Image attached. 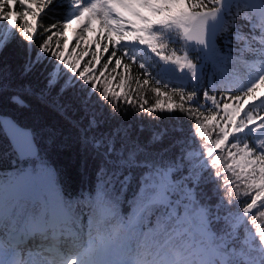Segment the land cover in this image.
<instances>
[{
	"label": "snow or ice",
	"instance_id": "snow-or-ice-1",
	"mask_svg": "<svg viewBox=\"0 0 264 264\" xmlns=\"http://www.w3.org/2000/svg\"><path fill=\"white\" fill-rule=\"evenodd\" d=\"M46 5L50 7L41 19L51 18L52 23L46 25L50 31L33 55L36 20L39 10ZM67 7L74 11L70 16H61L60 12ZM29 16L32 21L28 20ZM260 17L259 30L254 31L255 18L234 11L233 0H71V5H65L63 0L56 3L0 0V22L9 30L7 34L0 32V52L19 37L27 46L23 75L30 73L36 64L47 61L51 64L48 90L63 78L57 97L69 87L83 93L85 116L74 124L81 143L101 160L98 174L108 172L109 165L118 169L108 173V180L103 183L108 185L112 181L110 186H114L122 175L119 170L127 167L148 169L131 199L129 212L122 211L118 195L102 191L88 202L86 218L71 200L59 195L50 194L30 207L25 206L24 200L36 182H46L52 189L51 175H45L42 170H19L14 177L0 178V227L9 232L7 242L0 240V264H25L20 258L25 249L30 252L38 249L42 253L38 264H264V225L258 223L264 221V115L253 114L257 106H264V99L244 110L264 85V71L243 85L238 95L227 97L235 106L225 102L221 107L214 94L229 90L219 86L215 58L238 53L240 49L232 47L233 40L243 44L244 37L255 38L264 32V0H260ZM97 22L100 32L95 27ZM229 29H236V33L224 41L226 47L221 51L220 34ZM68 32L75 35L71 51H68ZM54 36H63V42L54 41ZM181 37L184 41H195L199 47L168 51L170 44L181 43ZM260 43L264 53V37ZM133 45L146 46L164 65L154 74L144 62H138L144 78L137 81V90H150L156 97L152 108H145L146 101L139 107L145 112L167 108L171 113L179 109L184 120L190 121L189 135L179 136L172 145L179 148L177 157L164 167L156 161H137V155L146 152V146L129 143L126 130L119 127L111 132L101 131L105 120L98 119L94 110L89 114V101L95 97L94 104L104 105L112 119L120 115L121 110L109 101L121 99L125 82L128 81L130 89L131 81L128 76H121L114 88L115 77L106 74L113 58L111 72L117 74L125 56L128 63L123 64L124 70L137 62V57L128 51ZM117 49L121 50L120 56ZM103 53H109V58L101 64ZM188 53L194 54L193 58ZM169 65L185 78L181 83L174 84L165 78ZM29 91L15 82L11 72L0 74V96H6L14 106L27 109L25 96ZM124 96L130 99L131 92ZM174 97L181 102L175 103ZM184 101L191 102V106L186 109ZM56 107L65 111L59 103ZM221 114L224 122L214 123ZM85 117L87 125L81 126ZM171 119L179 120L176 116ZM210 123L219 129L215 140L205 131ZM5 131L18 160L37 154L32 130L8 122ZM173 131L182 133L183 123ZM163 135V132L154 134L150 143L159 141ZM198 136L203 138L202 143ZM192 146L199 151L195 164L189 156ZM174 172H181L178 180L172 177ZM130 175L120 180L122 191ZM208 185H211L210 195L204 192ZM177 186L182 195L176 199L160 195L161 190H174ZM238 189L244 190L243 196L251 193L250 198H242ZM202 193L204 201L200 199ZM20 214L34 230L26 240L18 238L13 231L20 222ZM205 236L212 237L211 244ZM52 239L55 256L50 259L51 252L44 249L48 247L45 242ZM253 252L259 253L258 259ZM114 256L120 258L113 259Z\"/></svg>",
	"mask_w": 264,
	"mask_h": 264
},
{
	"label": "trees",
	"instance_id": "trees-1",
	"mask_svg": "<svg viewBox=\"0 0 264 264\" xmlns=\"http://www.w3.org/2000/svg\"><path fill=\"white\" fill-rule=\"evenodd\" d=\"M56 3V0H52ZM65 5H71V0H63ZM234 11L238 10L241 15L248 18H255L256 28L254 31H258L261 24L260 17V0H234ZM238 6V7H237ZM50 7V5H49ZM48 9H42L39 11V16L36 20V33L34 34V46L33 55L39 50V45L42 40L49 34L50 29L46 25L52 23L51 18H45V13ZM74 8L67 7L64 11L60 12L63 17L70 16ZM32 17L29 16L28 20L32 21ZM63 21H61L62 23ZM241 23H243L241 21ZM97 32L99 31V22L96 24ZM8 29L5 28L3 22H0V32L8 33ZM244 32H247V28H244ZM236 29H229L227 32H221L218 43L221 51L225 49L224 41L226 39H232ZM264 37V32H260V35L255 36V38L244 37L243 44L239 43L238 40H233V49L239 48L238 53L233 54H223L218 55L214 61V70L217 74V80L219 86L224 89H229L228 91H220L214 93L217 95L218 100L221 102V107L223 103L227 102L235 106V102L228 100V96L238 95L240 89L243 85H246L249 80L254 78L260 71H264V53L261 52V38ZM53 40H60L63 42L64 37H53ZM69 50L71 51L72 45L75 40L69 39ZM126 43V42H124ZM199 47L189 44L184 41L181 37V43H173L169 45L168 51L180 50L183 51L184 47ZM26 45L23 44L19 37L13 39L9 43L4 51L0 52V74L5 72H11L12 78L18 84H23L30 91L26 94L25 99L27 100L29 107L27 109H21L13 104L9 103L6 96H0V115L11 116L17 121L21 126L31 129L36 142L40 149V155L38 158L28 159L21 161L17 159V154L13 151V147L8 140L4 130L0 124V178H11L14 177L19 170L32 171L34 168L42 170L43 173L51 172L52 180L57 186V195L64 199H69L76 206L78 211L82 214L84 218L87 216L88 202L92 200L97 193L102 191H107L110 195H118L121 201L122 211L125 213L131 210V199L137 192L139 188V182L142 176L148 171L144 166L127 167L122 170V175L120 180H123L124 176L130 175V180L127 187L122 191L120 186V180L114 182L109 181L106 185L103 182L108 180V173L118 171V169L113 166H107L108 172L103 174H98V170L101 166V160L97 158L90 147H85L80 140V132L74 124L80 122L82 116H85L82 107L83 93H80L77 88L69 87L62 96L57 97V91L60 85L64 83V79L61 78L60 82L55 86V88L48 90V74L51 70V64L47 61L43 63H38L33 68V70L27 75H23V64L26 60ZM79 51V49H77ZM111 51V48L110 50ZM130 54L137 57V62L133 63L132 67L128 70L123 69V64L128 63L127 56L124 57L122 61V68L118 70V73H112L111 68L114 66L115 58H113V64L109 65V70L106 75H111L115 77V81L112 83V87H117L116 81H118L121 76H128L131 81V86L129 89L128 81L125 82V88L122 91V98L110 99L114 107L120 109V115L112 119L109 115V111L104 107V105L96 106L94 104L95 97L89 101V114L95 111L98 119L105 120V125L101 131L111 132L115 128H121L126 130L127 136L126 140L131 142H137L141 145L147 147L146 152H141L137 155V161H156L162 167L166 166L167 162L174 160L178 153L179 148L173 147L174 141L181 135L188 136L189 120H184L179 109H173L171 113L164 110L156 109L153 112H145L143 108H140L141 103H145V108H152L155 104V94L149 91H138L137 81L144 78L142 70L137 67L138 62H144L146 66L154 74L164 67L162 62H160L159 57L155 54L145 52L139 47L131 46L128 49ZM121 50L117 49V56H120ZM177 54H180L178 51ZM190 58H193L194 54L188 53ZM109 58V53L102 54L101 64H103ZM85 60L88 57L84 58ZM169 71L166 79H170L172 83L179 84L182 82L184 77L180 74H176L168 66ZM99 70V66H97ZM178 90V89H177ZM131 92V98H125L124 94ZM112 94L110 93V97ZM264 99V85H261L257 91V98L248 102L244 106V110L247 111L248 108L253 105H259V100ZM175 103L179 104L181 101L177 98H173ZM65 107V111L61 112L60 109L56 107V104ZM211 103L210 101L208 102ZM191 106V102L184 101V107L187 109ZM103 109V111H102ZM211 111V108H209ZM127 113V114H125ZM253 114L264 115V106H257L254 109ZM243 113H241V116ZM171 116H176L179 120L171 119ZM87 118L83 120L81 126L87 125ZM183 123V132H175L173 128L180 126ZM224 122L223 115H219L217 120L214 122L220 124ZM238 122L239 119H238ZM207 135L211 137L212 140L218 138L219 129L213 128V125L208 124L207 129H205ZM163 132L162 138L155 142L150 143L154 134ZM123 131L121 135H123ZM236 135V133H233ZM197 139L202 143L203 138L197 137ZM119 140V137H118ZM232 140V136L229 137V141ZM119 146V145H118ZM223 147V146H222ZM193 150L189 152L191 157V162L193 164L199 158V151L192 146ZM217 152L220 149L216 150ZM215 154V153H214ZM196 155L197 157H193ZM223 156V153H221ZM181 172H174L172 177L174 179H179ZM225 176L228 174L225 173ZM42 182H36L30 192L28 193L24 204L30 207L37 201H42L45 197L49 196L51 193L47 194L49 191L43 190L41 194L36 193V187L42 185ZM211 185L205 187L204 192L211 194ZM240 195L244 199H249V196H243V189H238ZM168 199L174 200L182 195V190L179 186L175 189L166 190ZM55 195V194H52ZM200 199L204 201L206 198L202 193ZM212 203H215L213 199ZM258 223L264 225V221H259ZM24 235L28 238L33 234V229L28 226L27 219L20 214V222L16 224L13 231L15 234L20 229H24ZM27 229V230H26ZM204 239L211 244L212 237L205 236ZM0 240L7 242L9 240V232L7 229L0 227ZM48 247L55 246V240H49L45 242ZM23 247V246H21ZM47 247V248H48ZM25 249L21 255L25 257L27 254ZM38 250V249H37ZM46 251V247L44 249ZM252 255L259 258L258 252H253ZM115 258H120L115 256Z\"/></svg>",
	"mask_w": 264,
	"mask_h": 264
},
{
	"label": "rangeland",
	"instance_id": "rangeland-1",
	"mask_svg": "<svg viewBox=\"0 0 264 264\" xmlns=\"http://www.w3.org/2000/svg\"><path fill=\"white\" fill-rule=\"evenodd\" d=\"M49 8V5H46L43 9L45 10V9H48ZM42 10V9H41ZM40 11V10H39ZM98 23V22H97ZM96 23V24H97ZM95 27L97 28V26L95 25ZM99 31H101V29H100V27H99ZM106 31V30H105ZM95 33L93 34V39L95 38ZM67 38H69V39H72V40H75V35H74V33L73 32H68L67 33ZM126 43H128V44H130L131 45V42H129V41H125ZM133 46H135V45H133ZM194 46V45H193ZM136 47H139V48H141L142 50H144L145 52H149V53H151L150 52V50L149 49H147V47L146 46H136ZM169 68V67H168ZM174 71H175V73L176 74H180V73H178L175 69H173ZM181 75V74H180ZM193 157H197L196 155H193ZM45 175H47V174H50L51 175V177H52V174H51V172H48V173H44ZM43 184L42 185H38L35 189H36V193H38V194H41V192L43 191V190H49L48 192H47V194H49V193H51V195L52 194H55V195H57V186H56V184L54 183V181L52 180V189L50 190L49 189V187H48V185H47V183L46 182H43V181H41ZM160 195L162 196V197H167L168 198V196H167V194H166V190H161V192H160ZM41 254H36V256H34L33 258H31L30 259V261H32V264H38V261L41 259Z\"/></svg>",
	"mask_w": 264,
	"mask_h": 264
},
{
	"label": "water",
	"instance_id": "water-1",
	"mask_svg": "<svg viewBox=\"0 0 264 264\" xmlns=\"http://www.w3.org/2000/svg\"><path fill=\"white\" fill-rule=\"evenodd\" d=\"M188 43L193 44V45H196L195 41H188ZM0 121H3V122H4L3 124H1V126H2V128H3V130H4V133L6 134L8 140L10 141V143H11V145H12V147H13V142H12L10 136H9V135L6 133V131H5V125H6L8 122H16V123H17V121H15V119L12 118L11 116H7V115H0ZM19 125H20V124H19ZM20 126H21V125H20ZM30 130H31V129H30ZM33 135H34V134H33ZM34 140H35V150H36V153H37V154H36L34 157H31V158H20L19 160H21V161H25V160H28V159H34V158H38V157H39V155H40V149H39V146H38V144H37V142H36L35 136H34Z\"/></svg>",
	"mask_w": 264,
	"mask_h": 264
}]
</instances>
